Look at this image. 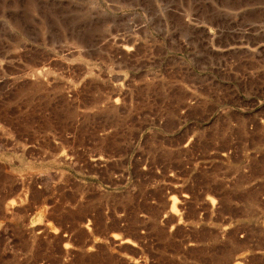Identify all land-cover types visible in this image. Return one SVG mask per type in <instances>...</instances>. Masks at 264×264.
<instances>
[{"label": "rangeland", "instance_id": "obj_1", "mask_svg": "<svg viewBox=\"0 0 264 264\" xmlns=\"http://www.w3.org/2000/svg\"><path fill=\"white\" fill-rule=\"evenodd\" d=\"M18 262L264 264V0H0Z\"/></svg>", "mask_w": 264, "mask_h": 264}, {"label": "trees", "instance_id": "obj_2", "mask_svg": "<svg viewBox=\"0 0 264 264\" xmlns=\"http://www.w3.org/2000/svg\"><path fill=\"white\" fill-rule=\"evenodd\" d=\"M10 257V255H8ZM13 260V259H12ZM0 264H5V263H0ZM18 264H20V262H18Z\"/></svg>", "mask_w": 264, "mask_h": 264}]
</instances>
